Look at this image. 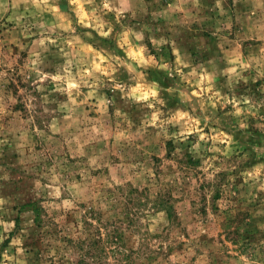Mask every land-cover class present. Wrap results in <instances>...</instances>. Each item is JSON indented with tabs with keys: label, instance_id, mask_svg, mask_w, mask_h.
Listing matches in <instances>:
<instances>
[{
	"label": "rangeland",
	"instance_id": "obj_1",
	"mask_svg": "<svg viewBox=\"0 0 264 264\" xmlns=\"http://www.w3.org/2000/svg\"><path fill=\"white\" fill-rule=\"evenodd\" d=\"M0 264H264V0H0Z\"/></svg>",
	"mask_w": 264,
	"mask_h": 264
}]
</instances>
